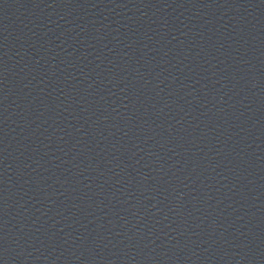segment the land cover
Here are the masks:
<instances>
[{"label":"water","instance_id":"obj_1","mask_svg":"<svg viewBox=\"0 0 264 264\" xmlns=\"http://www.w3.org/2000/svg\"><path fill=\"white\" fill-rule=\"evenodd\" d=\"M0 264H264V0H0Z\"/></svg>","mask_w":264,"mask_h":264}]
</instances>
